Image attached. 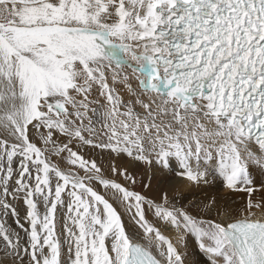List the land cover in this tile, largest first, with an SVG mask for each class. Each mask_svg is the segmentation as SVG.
Returning a JSON list of instances; mask_svg holds the SVG:
<instances>
[{
	"label": "snow or ice",
	"instance_id": "obj_1",
	"mask_svg": "<svg viewBox=\"0 0 264 264\" xmlns=\"http://www.w3.org/2000/svg\"><path fill=\"white\" fill-rule=\"evenodd\" d=\"M190 241L264 264V0H0V264Z\"/></svg>",
	"mask_w": 264,
	"mask_h": 264
},
{
	"label": "bare ground",
	"instance_id": "obj_2",
	"mask_svg": "<svg viewBox=\"0 0 264 264\" xmlns=\"http://www.w3.org/2000/svg\"><path fill=\"white\" fill-rule=\"evenodd\" d=\"M232 199L239 200V195L238 194L234 195ZM189 252H190L189 259L191 261H198L199 264H205L206 258L203 257V254H197L198 250H194L191 241L189 242Z\"/></svg>",
	"mask_w": 264,
	"mask_h": 264
}]
</instances>
